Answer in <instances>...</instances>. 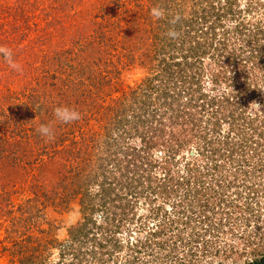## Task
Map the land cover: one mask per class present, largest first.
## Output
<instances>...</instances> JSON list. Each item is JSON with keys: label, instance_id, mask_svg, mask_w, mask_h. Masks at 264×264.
I'll use <instances>...</instances> for the list:
<instances>
[{"label": "rangeland", "instance_id": "374dc122", "mask_svg": "<svg viewBox=\"0 0 264 264\" xmlns=\"http://www.w3.org/2000/svg\"><path fill=\"white\" fill-rule=\"evenodd\" d=\"M199 1L0 0V47L10 49L13 59L23 69L12 70L6 54L0 52V109H3L0 139L5 140L0 141V264H61L62 261V264H244L245 238L250 233L246 230L254 229L255 222L249 224L250 216L247 218L238 209L242 199H235L240 204L235 207L237 210L225 209L226 215L211 221L213 229L206 236L201 234L211 244L199 240L190 249L175 244L174 240V244L135 248V242L146 236L148 225L157 222L155 217H148L152 204L166 208L176 205L183 200L181 194L186 186H178V195H173L176 197H162L159 184L174 183L164 179L168 176L160 167L127 169L125 160L132 161L133 149L141 146V139L128 135L130 124L123 129L113 124L117 105L111 99L114 94L119 97L121 92L107 93L102 89L109 84L108 79L118 78L134 87L144 79H155L161 61L156 50L163 44L157 36L158 28L165 24L175 27L193 19L198 22L197 14L192 11ZM253 1L240 0L238 4L245 9ZM256 1L259 8L247 20L254 17L253 24L264 26V0ZM154 8L161 10L158 18L152 15ZM180 13L185 18L180 19ZM90 34L102 37L103 41L92 43L94 47L87 46L86 35ZM243 43L240 39L230 46ZM96 59L102 66L93 67ZM104 65L112 68L111 75L102 72ZM97 74L105 80H97ZM257 75L263 79L264 73L258 70ZM36 80L41 81L37 87ZM204 82L207 87L212 85L208 77ZM220 90L228 91L231 87L222 86ZM93 93L99 96L96 101L92 100ZM259 98L254 102H259ZM61 105L76 108L82 118L71 124H56L55 139L46 141L36 129L41 123L52 121L53 108ZM109 105L113 108H106ZM127 113V119L131 120L134 115ZM199 124L204 127L202 122H198V127ZM164 126L168 133L157 135L171 139L175 129L169 123ZM186 128L187 138L193 143L182 152L181 160L173 163L174 178L186 163L182 157L195 156L199 150V139L194 136L200 133L194 132L195 123L188 121ZM64 130L71 132V141L76 138V144L65 141ZM166 151L167 148H157L153 157L160 160ZM205 156L200 158L203 168L209 159ZM120 161L123 162L117 163ZM221 162L216 176H208L204 187L210 184L208 190L214 192L220 189L221 182L240 183L245 180L241 175L247 169L261 191L251 203H264V172L253 169L256 164H264V154L242 171L229 158ZM101 164H105L108 182L122 184L123 178L127 186L130 183L137 188L136 194L126 197L127 186V189L117 186L120 193L116 192L121 196L116 203L104 193L99 194L96 188L99 183L93 176L95 166ZM101 172L102 168L100 177ZM199 184L203 186L201 181ZM240 191L243 198L249 199L243 185ZM150 195H153L152 203ZM215 203L211 198L210 208ZM120 206L129 210L125 211L117 230ZM91 216L104 227L105 218H116L108 234L118 232L116 239L120 243L111 240L105 248H99L92 236L85 237L84 233L78 241L74 240L75 232L78 236Z\"/></svg>", "mask_w": 264, "mask_h": 264}, {"label": "trees", "instance_id": "16d2710c", "mask_svg": "<svg viewBox=\"0 0 264 264\" xmlns=\"http://www.w3.org/2000/svg\"><path fill=\"white\" fill-rule=\"evenodd\" d=\"M239 1L200 0L192 11V14H197L198 22L192 18L193 20L174 25L175 27H167L169 24H165L158 28L160 32L157 36L163 44L156 50L161 61L158 63V74L155 79H144L135 87L125 85L126 82H121L118 78L108 79L109 84L102 88L107 93L121 92L119 97H115L114 94V98L111 99L114 105H117L116 120L113 124L122 129L127 123L130 124L128 135L141 139V146L133 149L132 161L125 160L127 169L139 171L143 166L148 170L154 166L160 167L162 173L168 176L164 179H171L174 183H167L166 186L158 183L159 194L162 197H176L173 195H178V186H186L184 194H181L183 200L176 205L166 208L165 205L152 204L148 217H155L157 222L148 225L145 229L146 236L135 242V248L143 246L148 248L149 245L153 247L160 243L174 244V240L175 244L181 243L190 249L197 245L199 240H203L206 245L211 244L201 237V234L204 233L203 236H206L207 232L213 229L211 221L225 214V209L230 212L231 209L238 207L240 204L235 199H242L243 203L238 209L246 217L250 216L249 224L255 222L254 229L246 230L250 233L245 238L246 245L244 253L242 252V256L245 257L244 264H264V203L259 202L257 205L251 203L261 192L259 186L252 181L254 176H250L246 169L241 175L245 180H240V183L231 181L225 185L221 182L220 189L214 192L208 190L210 184L207 188L204 187L208 176H216L222 166L220 161L224 158L231 159L242 171L246 166L253 165L255 158L264 154V90H262L264 76L263 79H259L257 75L258 70L261 74L264 73V26L253 24L254 17L247 20L251 12L258 10L257 1L251 2L245 9L240 8ZM182 18L185 16L180 13V19ZM240 39L244 41L243 44L234 48L230 46ZM86 41L87 46L94 47L92 43L103 41V38L90 34L86 35ZM98 50L100 52L101 49ZM172 52L175 55L171 54ZM92 64L93 67L102 66L97 59ZM102 68L104 69L102 72L107 76L111 75L109 72L112 70L111 67L104 65ZM207 77L212 84L209 87L204 82ZM96 78L99 81L105 80L98 74ZM40 82L36 80L35 86L40 85ZM222 86L225 88L229 86L231 90L223 92L220 90ZM93 94L95 96L92 100L96 101L99 96L97 93ZM259 96L257 103L261 105V109L249 111L251 103ZM198 103L202 105L198 106ZM108 107L113 108L111 105L106 108ZM2 110L0 109V112ZM127 111L134 115L131 120L127 119ZM188 121L195 123L194 132L200 133H197L198 137L194 133L195 139H199V150L195 156L182 157L186 163L178 172L177 178H174L173 163L176 160L180 161L182 152L192 147L189 144L193 143L187 138ZM199 121L204 127H201V124L198 127ZM165 123L171 124L176 132L171 133L172 138L168 140L162 138L160 134L157 135L168 133ZM62 135L65 141L77 143L76 138L71 141L69 130H64ZM157 148L168 149L160 160L153 157ZM205 155H208L206 159H209L203 168L200 166L202 162L200 158L206 157ZM121 162L123 161L117 163ZM253 169L256 172L259 170L264 172V164L262 163V166L256 164ZM123 173L127 175L128 172ZM128 174L130 175V172ZM159 176H156L157 179H161ZM93 179L99 183L96 187L98 193H104L103 195L107 199L110 198L113 203L121 196L117 194L120 193L117 186L119 188L127 186V181H122L123 178L120 179L122 184L108 182L105 164L95 166ZM241 185L246 189L245 193L249 195V199L243 198ZM127 188L126 197L136 194L134 191L137 188L130 183ZM86 190L88 191V188ZM233 195L236 198H232ZM152 198L153 195H150L151 203ZM211 198L216 201L213 208H210ZM188 201L189 204H186ZM120 208V213L117 214L120 219L117 230L122 225L125 211L129 210L125 206ZM228 214L227 217L230 216ZM105 220L104 227L103 224H98L95 217L87 219L85 227L80 230L81 233L76 236L75 232L73 239L78 241L84 233L85 237L92 236V241L99 248H105V245L112 241L120 243L116 239L118 232L108 234L110 225L115 224L117 219ZM185 231L188 234H185Z\"/></svg>", "mask_w": 264, "mask_h": 264}, {"label": "clouds", "instance_id": "9594fccd", "mask_svg": "<svg viewBox=\"0 0 264 264\" xmlns=\"http://www.w3.org/2000/svg\"><path fill=\"white\" fill-rule=\"evenodd\" d=\"M161 14V10L158 8L152 9V15L154 18H158ZM0 52L6 54V62L9 67L17 72H22V66L13 59V54L10 49L0 47ZM264 90V88H262ZM249 111L261 109V105L257 102H252ZM53 119L48 123H41L36 129L37 133L46 138V141H53L55 139V126L56 124H71L82 118V114L79 110L74 107L61 105L56 106L52 110Z\"/></svg>", "mask_w": 264, "mask_h": 264}]
</instances>
